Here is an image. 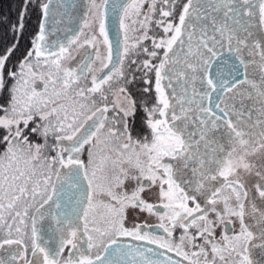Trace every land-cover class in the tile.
I'll list each match as a JSON object with an SVG mask.
<instances>
[{
	"label": "snow or ice",
	"instance_id": "6c2138e0",
	"mask_svg": "<svg viewBox=\"0 0 264 264\" xmlns=\"http://www.w3.org/2000/svg\"><path fill=\"white\" fill-rule=\"evenodd\" d=\"M35 6L0 53V264H264V0Z\"/></svg>",
	"mask_w": 264,
	"mask_h": 264
},
{
	"label": "rangeland",
	"instance_id": "374dc122",
	"mask_svg": "<svg viewBox=\"0 0 264 264\" xmlns=\"http://www.w3.org/2000/svg\"><path fill=\"white\" fill-rule=\"evenodd\" d=\"M9 6V12H10V18L9 22L7 23V26L5 27V32L9 33V38L7 40V44L2 46V50H0V53H3L6 48L12 46V44H17V51H15L14 56L12 57L13 63H15L18 59L22 58L23 54L26 50L31 48V40L35 34V32L38 30V22L40 19V13L38 7H36L37 0H32V3L29 5L26 13V17H24L23 23H24V29L22 32L14 31L13 28L15 25L19 22V14L24 11V4L25 0H11ZM15 11H19L16 15ZM32 25V27H31ZM27 27V28H26ZM150 44V42H145ZM11 66V65H10ZM134 67V66H133ZM131 87V86H130ZM140 116H142V113H139L137 118L134 121L133 127L134 129H139L142 126V120L140 119ZM134 135L136 132L134 131ZM2 150V148H0ZM131 190V186H129V191ZM143 198L147 202L156 203L157 198L153 195H151L149 192H145L142 194ZM137 211V215L135 217L129 216V220L127 222V226L131 227L134 223H157V219L155 216H152L148 214L147 212H139Z\"/></svg>",
	"mask_w": 264,
	"mask_h": 264
},
{
	"label": "trees",
	"instance_id": "16d2710c",
	"mask_svg": "<svg viewBox=\"0 0 264 264\" xmlns=\"http://www.w3.org/2000/svg\"><path fill=\"white\" fill-rule=\"evenodd\" d=\"M11 0H0V50H2V46H4V44H7V40L9 38V33L5 32V27L7 26V23L9 22L10 18V12H9V6ZM16 15L18 14L17 11ZM29 11L25 12L24 17H26V13H28ZM32 27V25H31ZM27 28V27H26Z\"/></svg>",
	"mask_w": 264,
	"mask_h": 264
},
{
	"label": "flooded vegetation",
	"instance_id": "af4514ba",
	"mask_svg": "<svg viewBox=\"0 0 264 264\" xmlns=\"http://www.w3.org/2000/svg\"><path fill=\"white\" fill-rule=\"evenodd\" d=\"M157 223H158V222H157ZM147 224H149V225H155L156 223H147ZM219 231H220V229H217V234H219ZM179 234H180V230L177 229V231H176V236L178 237ZM125 242H127V241H125ZM153 247H154V246H153ZM169 255H171V254H169ZM173 259H178V258L173 256Z\"/></svg>",
	"mask_w": 264,
	"mask_h": 264
}]
</instances>
